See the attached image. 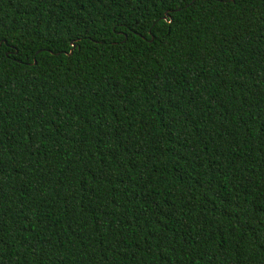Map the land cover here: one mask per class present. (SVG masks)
<instances>
[{
	"label": "trees",
	"instance_id": "16d2710c",
	"mask_svg": "<svg viewBox=\"0 0 264 264\" xmlns=\"http://www.w3.org/2000/svg\"><path fill=\"white\" fill-rule=\"evenodd\" d=\"M0 43V264H264V0H0Z\"/></svg>",
	"mask_w": 264,
	"mask_h": 264
},
{
	"label": "water",
	"instance_id": "95a60500",
	"mask_svg": "<svg viewBox=\"0 0 264 264\" xmlns=\"http://www.w3.org/2000/svg\"><path fill=\"white\" fill-rule=\"evenodd\" d=\"M1 44V43H0ZM76 42L75 41H73L72 42V49H71V51L69 52L70 54H72L73 53V51H74V49H75V47H76Z\"/></svg>",
	"mask_w": 264,
	"mask_h": 264
},
{
	"label": "snow or ice",
	"instance_id": "6c2138e0",
	"mask_svg": "<svg viewBox=\"0 0 264 264\" xmlns=\"http://www.w3.org/2000/svg\"><path fill=\"white\" fill-rule=\"evenodd\" d=\"M73 39H75V38H73ZM262 243H264V241H262Z\"/></svg>",
	"mask_w": 264,
	"mask_h": 264
}]
</instances>
